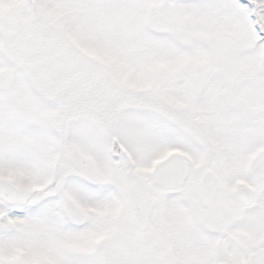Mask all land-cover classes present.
Masks as SVG:
<instances>
[{
	"label": "snow or ice",
	"instance_id": "snow-or-ice-1",
	"mask_svg": "<svg viewBox=\"0 0 264 264\" xmlns=\"http://www.w3.org/2000/svg\"><path fill=\"white\" fill-rule=\"evenodd\" d=\"M0 264H264V0H0Z\"/></svg>",
	"mask_w": 264,
	"mask_h": 264
}]
</instances>
